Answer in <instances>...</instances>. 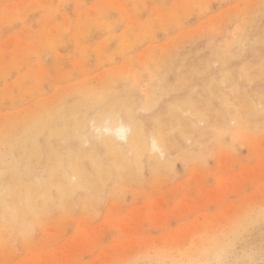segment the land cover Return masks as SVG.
<instances>
[{"label":"rangeland","instance_id":"obj_1","mask_svg":"<svg viewBox=\"0 0 264 264\" xmlns=\"http://www.w3.org/2000/svg\"><path fill=\"white\" fill-rule=\"evenodd\" d=\"M263 54L264 0H0V264H264Z\"/></svg>","mask_w":264,"mask_h":264},{"label":"bare ground","instance_id":"obj_2","mask_svg":"<svg viewBox=\"0 0 264 264\" xmlns=\"http://www.w3.org/2000/svg\"><path fill=\"white\" fill-rule=\"evenodd\" d=\"M224 25V24H223ZM239 25V24H238ZM241 25V24H240ZM228 35V34H227ZM233 40V39H232ZM148 48V47H147ZM226 50V49H225ZM157 51V50H156ZM263 52V51H262ZM264 55V54H263ZM126 58V57H125ZM133 61V60H132ZM129 65V64H128ZM159 65V64H158ZM160 66V65H159ZM134 67V66H133ZM126 69V68H125ZM192 69V68H191ZM160 72V71H159ZM157 75V74H156ZM125 77V76H124ZM263 77V76H262ZM144 78V77H143ZM137 83V82H136ZM130 85V84H129ZM88 87V86H87ZM196 88V87H195ZM107 89V88H106ZM113 89V88H112ZM40 90V89H39ZM89 90V89H88ZM120 91V90H119ZM230 91V90H229ZM65 93V92H64ZM60 94V93H59ZM114 94V93H113ZM93 95V94H92ZM105 96V95H104ZM60 97V96H59ZM66 98V97H65ZM256 98V97H255ZM59 100V99H58ZM180 103V102H179ZM194 103V102H193ZM152 104V103H151ZM261 106V105H260ZM32 109V108H31ZM92 111V110H91ZM126 112V111H125ZM119 114V113H118ZM126 116V115H125ZM193 118V117H192ZM261 118V117H260ZM97 120V119H96ZM130 121V120H129ZM123 122V121H122ZM17 124V123H16ZM16 126V125H15ZM112 128V127H111ZM110 128V129H111ZM3 131V130H2ZM32 132V131H31ZM64 134V133H63ZM88 134V133H87ZM38 135V134H37ZM87 136V135H86ZM130 142V141H129ZM176 151V150H175ZM122 152V151H121ZM23 159V158H22ZM160 159V158H159ZM126 160V159H125ZM105 193V192H104ZM4 242V241H3ZM2 243V242H1Z\"/></svg>","mask_w":264,"mask_h":264}]
</instances>
